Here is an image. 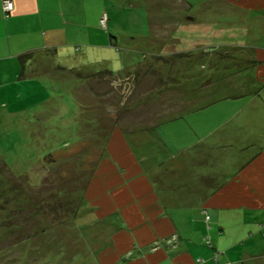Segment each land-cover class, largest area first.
<instances>
[{
    "label": "crops",
    "instance_id": "0c3cea01",
    "mask_svg": "<svg viewBox=\"0 0 264 264\" xmlns=\"http://www.w3.org/2000/svg\"><path fill=\"white\" fill-rule=\"evenodd\" d=\"M4 1L0 0V114L6 106L7 87L31 80L41 69L38 64L47 58L65 64L54 70L80 72L69 65L72 46L81 49L85 60L95 56L121 61V65H110L111 69L104 66L80 72L84 75L78 83V89L84 91L87 84L98 89L94 94L99 97L91 96L94 106L108 100L120 106L127 100L132 103L127 104L131 105L128 120L119 118L101 144L102 156L84 194L82 219L89 217L88 223L103 230L100 241L90 240V245L97 246L94 264H213L214 252L226 264L264 261V47L256 46L257 38L237 45L243 50L251 47V58L238 68L232 65L238 56L230 58L229 65L224 61L226 69L220 78L212 62L206 65L212 57L207 54L199 62L202 65L187 66L188 78L169 83L157 96L143 101L135 96L123 101L106 99L115 93L116 79L124 72H133L144 55H155L154 51L136 50L140 41L149 38V31L144 37L130 36V31H125L129 20L122 28L108 27L107 22L101 26L106 13L92 12L96 4L8 0L12 10L6 14ZM236 6L264 14V0L243 1ZM263 25L264 19L261 31ZM113 48L122 55L115 54ZM180 52L191 59L200 57L189 49ZM159 56L171 55L162 51ZM183 66L176 69L183 71ZM102 73L115 78L111 83L94 79ZM226 91L229 94L225 97H215ZM76 103L81 114L83 107ZM90 119L95 124V137L101 141L102 125L96 128L98 118ZM196 153L203 159H197L193 168L188 161L196 159ZM188 168L195 176L219 180L192 205L183 203L189 200L184 191L188 179L183 173ZM157 171L166 179L173 177L176 187L158 188L151 178V172ZM174 236L177 241L170 244ZM154 245L159 248L151 251ZM201 257L204 262L198 263Z\"/></svg>",
    "mask_w": 264,
    "mask_h": 264
},
{
    "label": "rangeland",
    "instance_id": "374dc122",
    "mask_svg": "<svg viewBox=\"0 0 264 264\" xmlns=\"http://www.w3.org/2000/svg\"><path fill=\"white\" fill-rule=\"evenodd\" d=\"M243 1L248 0H73L77 5L96 4L92 12L106 13L108 27L113 24L122 28L125 26L121 24L129 20L125 31H130V36L144 37L146 32L150 33L146 41L137 44L136 50L154 51L155 55H144L133 72H124L116 79L115 93L106 96L120 101L127 96H135L139 101L157 96L169 83L188 78L187 66L202 65L199 62L207 54L212 57L206 65L214 64L217 78L234 56L238 59L237 63L232 62L233 66L244 65L252 56V48L243 50L237 45L249 44L256 37V46L264 47V14L238 8L236 3ZM72 47L69 65L75 71L121 65L113 57L102 60L91 56L85 60L81 49ZM185 49L200 57L191 59L183 52L177 53ZM162 51L171 56L160 57ZM113 52L122 55L114 48ZM55 60L47 58L38 64L41 69L31 80L9 86L5 91L6 106L0 114V264H94L97 246L90 245V240L100 241L103 237V230L88 223L89 217L82 219V203L88 181L102 156L100 146L119 118L122 122L128 120L131 105L127 104L132 103L127 100L120 106L108 100L94 106L91 96L99 97L98 89H90L89 84L85 91L78 89L82 79L75 73L54 70L65 65ZM183 64V71L176 69ZM114 78L105 73L94 76L95 80L109 83ZM221 94L215 97L229 93ZM105 95L103 92L101 96ZM75 99L83 107L81 114ZM90 117L98 118L96 128L102 125L101 141L95 137V124ZM194 155L196 159L188 161L193 168L202 158L200 153L198 157L197 153ZM2 163L6 166L2 167ZM183 173L188 179L184 191L189 194V200L183 203H199L208 189L218 185L216 177L195 176L189 168ZM151 178L158 188L176 187L174 178L166 179L161 171L151 172ZM178 203L181 201L175 202ZM176 241L174 236L170 244ZM157 248L154 245L151 251ZM221 260L214 252L213 264H226ZM201 261L204 262L203 258H198L197 262Z\"/></svg>",
    "mask_w": 264,
    "mask_h": 264
},
{
    "label": "built area",
    "instance_id": "2783aa9c",
    "mask_svg": "<svg viewBox=\"0 0 264 264\" xmlns=\"http://www.w3.org/2000/svg\"><path fill=\"white\" fill-rule=\"evenodd\" d=\"M2 9H3V11H4L6 14L10 13L11 10H12V2H10V1H8V0H5V1L3 2ZM106 21H107L106 14H103V15H102V18H101V20H100V24H101V26H105ZM76 50H77V49H76ZM208 219H209V217H206V220H208Z\"/></svg>",
    "mask_w": 264,
    "mask_h": 264
},
{
    "label": "trees",
    "instance_id": "16d2710c",
    "mask_svg": "<svg viewBox=\"0 0 264 264\" xmlns=\"http://www.w3.org/2000/svg\"><path fill=\"white\" fill-rule=\"evenodd\" d=\"M74 73H75L76 77L83 79V77L81 76L80 72H74ZM3 166L5 167L6 165L4 163H2V167Z\"/></svg>",
    "mask_w": 264,
    "mask_h": 264
}]
</instances>
